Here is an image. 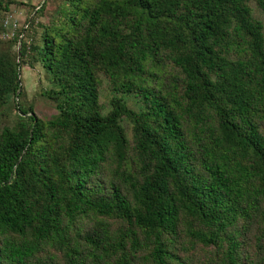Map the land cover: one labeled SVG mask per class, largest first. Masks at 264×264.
Here are the masks:
<instances>
[{
	"label": "trees",
	"instance_id": "16d2710c",
	"mask_svg": "<svg viewBox=\"0 0 264 264\" xmlns=\"http://www.w3.org/2000/svg\"><path fill=\"white\" fill-rule=\"evenodd\" d=\"M49 1L0 0V264H264V0Z\"/></svg>",
	"mask_w": 264,
	"mask_h": 264
},
{
	"label": "rangeland",
	"instance_id": "374dc122",
	"mask_svg": "<svg viewBox=\"0 0 264 264\" xmlns=\"http://www.w3.org/2000/svg\"><path fill=\"white\" fill-rule=\"evenodd\" d=\"M26 5H19L12 7V10L7 13L8 15H13V20L17 22L18 26L23 24V22L28 17H33L36 9L34 10L32 6L41 5L43 0H24ZM60 0H50L48 7L46 8L45 16L41 17L42 22H48L50 15L53 14L56 5ZM8 34H12V27H8ZM9 38V37H7ZM21 80L25 89V100L27 103H33L35 113L38 115L47 117L50 114L55 112L53 103L48 100L42 94V88H49L50 83L48 82L44 70L37 65L35 69H31L28 66H24L21 69ZM15 97H11L9 102L6 105V110L10 114L11 119H17L18 113L14 101Z\"/></svg>",
	"mask_w": 264,
	"mask_h": 264
},
{
	"label": "built area",
	"instance_id": "2783aa9c",
	"mask_svg": "<svg viewBox=\"0 0 264 264\" xmlns=\"http://www.w3.org/2000/svg\"><path fill=\"white\" fill-rule=\"evenodd\" d=\"M4 25L6 26L7 30L9 29L8 27H12V34H8L7 33V30L6 32L4 33V36L7 38V37H10L14 34V29L18 27V24L16 21L13 20V15H8L5 22H4Z\"/></svg>",
	"mask_w": 264,
	"mask_h": 264
},
{
	"label": "water",
	"instance_id": "95a60500",
	"mask_svg": "<svg viewBox=\"0 0 264 264\" xmlns=\"http://www.w3.org/2000/svg\"><path fill=\"white\" fill-rule=\"evenodd\" d=\"M32 18V17H31ZM22 38H23V34L21 35L20 39H19V44H18V50L20 51L21 49V44H22ZM19 79H21V75L19 76ZM20 92V90H19Z\"/></svg>",
	"mask_w": 264,
	"mask_h": 264
}]
</instances>
